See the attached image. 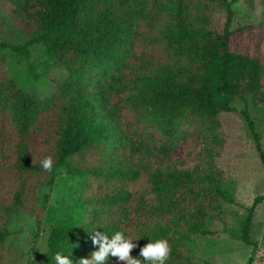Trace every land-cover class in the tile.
Returning a JSON list of instances; mask_svg holds the SVG:
<instances>
[{
  "label": "trees",
  "instance_id": "1",
  "mask_svg": "<svg viewBox=\"0 0 264 264\" xmlns=\"http://www.w3.org/2000/svg\"><path fill=\"white\" fill-rule=\"evenodd\" d=\"M17 1L16 19L30 39L0 43V53L11 51L30 62L40 46L45 60L67 76L47 98L0 77L1 171L11 173L15 184L0 204L6 224L26 208L24 191L54 185L66 169L83 180V193L72 195L71 210L53 227L46 264H56L57 252L73 264L89 258L91 248L99 247L92 243L93 230L109 239L116 231L124 233L138 245L131 249L133 257L140 246L164 239L165 264H193L183 250L186 239L211 234L209 224L222 205L234 203L222 173L213 166L148 170L135 157L145 149L144 129L161 140L182 130L207 138L215 135L222 114L237 112L236 101L259 100L264 56L232 48L243 32L233 29L236 6L250 0ZM220 10L227 14L222 32L213 29ZM30 74L39 80L33 66ZM115 87L124 89L135 121L119 108ZM242 115L264 168L261 136L247 109ZM46 157L52 158L50 169L42 166ZM189 197L198 201L186 214L180 203ZM50 200L45 195L35 213L37 233ZM263 203L264 196L257 197L243 222L240 240L253 248L246 264H253L258 249L252 227ZM10 235L0 227L1 258Z\"/></svg>",
  "mask_w": 264,
  "mask_h": 264
},
{
  "label": "rangeland",
  "instance_id": "2",
  "mask_svg": "<svg viewBox=\"0 0 264 264\" xmlns=\"http://www.w3.org/2000/svg\"><path fill=\"white\" fill-rule=\"evenodd\" d=\"M20 4L17 0H0V43L19 45L30 39L26 29L16 19ZM226 15L223 10L215 14L214 30L222 32ZM233 29L243 30L232 41L234 50L264 56V0L238 4ZM31 66L39 75L38 81L30 74ZM2 76L13 79L26 92L47 98L57 93L59 81L67 76V71L47 62L43 57V48L38 46L30 62L19 61L11 51L1 52ZM124 76L127 74L124 73ZM115 89L119 95V108L125 110L128 119L135 121L136 112L128 109L124 89ZM259 94L257 102L251 96L247 104L236 101L237 112L222 114L215 135L207 138L186 130L163 140L149 129H144L142 133L145 149L135 157L140 167L148 170L171 167L186 171L213 166L222 173L225 187L231 192L234 203L222 205L221 211L209 224L211 234H193L186 239L183 250L193 264H246L252 255L253 248L246 246L240 236L247 210L257 197L264 196V168L242 111L248 110L264 145V84ZM162 145L165 146L163 152L160 151ZM11 176L9 172L1 171L0 161V204L8 193L14 191ZM83 188V180L70 176L64 169L54 185L24 191L26 208L11 215L7 224L0 215V227L6 226L11 234L4 243L1 264H46L51 231L71 210L72 195H80ZM45 195H50L51 200L41 232L37 233L35 213L40 210ZM179 198L177 195L175 201L179 202ZM197 201L198 198L189 197L180 203V208L186 214L193 213ZM252 237L258 243L253 264H264V203L254 218ZM98 248L92 247L91 254Z\"/></svg>",
  "mask_w": 264,
  "mask_h": 264
},
{
  "label": "clouds",
  "instance_id": "3",
  "mask_svg": "<svg viewBox=\"0 0 264 264\" xmlns=\"http://www.w3.org/2000/svg\"><path fill=\"white\" fill-rule=\"evenodd\" d=\"M44 169H50L52 158L46 157L42 161ZM93 245L99 244L98 250L92 252L89 258L81 259L77 264H108L112 257L125 264H165L169 254L168 243L164 239L149 241L140 246L138 256L130 255L131 249L138 245L129 239L121 231H116L111 235V239L103 231L93 230L91 234ZM56 264H73L68 256L57 252L54 256Z\"/></svg>",
  "mask_w": 264,
  "mask_h": 264
}]
</instances>
